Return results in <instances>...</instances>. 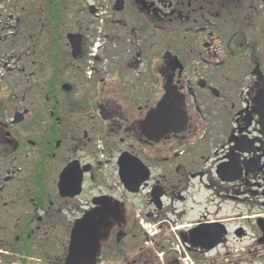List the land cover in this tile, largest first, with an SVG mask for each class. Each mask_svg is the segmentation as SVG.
Instances as JSON below:
<instances>
[{"label": "flooded vegetation", "instance_id": "1", "mask_svg": "<svg viewBox=\"0 0 264 264\" xmlns=\"http://www.w3.org/2000/svg\"><path fill=\"white\" fill-rule=\"evenodd\" d=\"M46 1L38 18L9 13L0 39V264H64L76 224L93 264H160L159 251L204 264L219 249L255 262L264 0H92L86 23ZM167 85L186 128L150 141L143 122Z\"/></svg>", "mask_w": 264, "mask_h": 264}, {"label": "water", "instance_id": "2", "mask_svg": "<svg viewBox=\"0 0 264 264\" xmlns=\"http://www.w3.org/2000/svg\"><path fill=\"white\" fill-rule=\"evenodd\" d=\"M73 39L74 37H70L73 50L74 52L79 51L80 46ZM214 93L216 92L214 91ZM186 123L187 118L183 96L179 94L175 87L167 85L165 87V93L155 110L145 118L142 133L148 140L158 141L165 135H178L183 133L186 128ZM123 182L125 184H131L128 181ZM142 182L140 181V183ZM61 183L58 185V188L61 195L65 196L62 194ZM78 185L79 182H74L72 188L75 190ZM75 195L72 194L69 196L73 197ZM90 240L88 228L82 227L81 224H76L71 231L69 252L64 264H93V252H89L87 248Z\"/></svg>", "mask_w": 264, "mask_h": 264}, {"label": "rangeland", "instance_id": "3", "mask_svg": "<svg viewBox=\"0 0 264 264\" xmlns=\"http://www.w3.org/2000/svg\"><path fill=\"white\" fill-rule=\"evenodd\" d=\"M25 1H27V2H25ZM55 1L52 3L51 6L54 5ZM91 1L92 0H67L68 3H63L65 5H62V7L59 10H60L61 14H64V15H71L73 13L79 12V19L82 22L86 23V21H88L89 19H85L87 17L86 13L82 14V11L87 10L86 4L90 3ZM50 3H51V1H50ZM50 3L46 0H21L19 3H17L16 0H1L0 1V19H1L0 20V39H2V37H4L8 32L6 26L4 25L6 22H4V21H6L9 13H13V15L14 14H18V15L19 14L20 15L32 14L38 18V16L42 12L44 13L45 11H47V8H49ZM13 6H14V11H11L10 9ZM51 10H52V8L49 11H51ZM7 45H8L7 42H5L3 44V47H4L3 51H7ZM222 70H224V69H222ZM209 71L211 72L212 70H209ZM244 71H245L244 69L241 71V73H242L241 76L244 75L246 77L245 80L247 79V81H248L249 75L248 74L246 75ZM240 81H241V79L238 80V82H240ZM5 85H7V83L4 82L3 80H0V86H5ZM234 86L236 88L238 87L236 84ZM198 123H200V122L198 121ZM209 124H215V123H209ZM215 201H216V204H218V200L215 199ZM178 205H180V204H178ZM149 234H151V233H149ZM152 236H153V234H152ZM169 241H171V240L169 239ZM171 243H172V241H171ZM165 245L169 247L168 249H170V253L176 254L179 251H182V249L179 247V244L177 241L171 245H170V242H165ZM231 246L232 247L239 246L242 248L243 246H245V244L240 243L238 245L235 243V245H229L230 250H225V253H229V254L233 253V251L231 250ZM147 247H151V246H147ZM252 248H253L252 252L254 254L258 255L255 257V262H253V263H250L248 261V257L242 255V253L244 254L245 252H243L242 250H239V249H238V251H234V253L235 254L238 253L239 255L241 254L242 257L241 256H238V257L237 256H235V257L229 256L227 258H224L223 260L219 259L218 257H214L215 253L222 254L224 252L222 249H219V250L215 251V253H212L211 257H206L207 260L204 264H236L235 261H237L238 264H264L263 248L259 247V246H254ZM165 253H166V251H164V252L159 251L157 253L158 254L157 259L159 260L160 264H161L160 259L163 258L162 254H165ZM213 257L216 259H219V260L215 261V259Z\"/></svg>", "mask_w": 264, "mask_h": 264}]
</instances>
